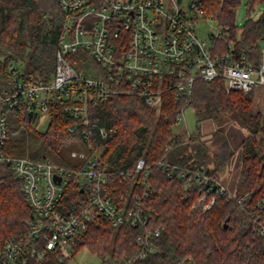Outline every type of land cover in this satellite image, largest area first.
I'll list each match as a JSON object with an SVG mask.
<instances>
[{
  "label": "built area",
  "instance_id": "1",
  "mask_svg": "<svg viewBox=\"0 0 264 264\" xmlns=\"http://www.w3.org/2000/svg\"><path fill=\"white\" fill-rule=\"evenodd\" d=\"M57 1L64 23L52 76L48 81L19 78L23 65L12 62V90L0 93V167H12L32 210L26 232L5 242L0 264H30L42 261L48 252L66 261L75 255L74 246L89 224L100 218L114 230H140L137 242L143 244L142 257L147 250L154 253L151 239L160 236L161 230L149 229L155 196L150 181L153 166L167 171L169 177L180 173L187 187L200 183L204 212L214 206L215 195L227 193L250 213L252 192L237 197L205 165L180 167L167 160L151 165L141 157L130 169H112L104 157L108 130L91 119L90 107L112 97L132 96L142 99L159 118L166 95L172 93L175 102L182 104L174 128L186 122L185 112L197 81L222 80L227 92L264 90V48L258 64H250L245 55L236 57L230 28L206 15L205 0ZM204 21L216 22L215 32L207 39L198 33ZM78 53H86L100 64L102 77H87L78 71L70 61ZM22 104L34 115L33 126L38 130L45 119L51 121L58 106L69 122L68 133L87 143L92 153L74 152L73 157L80 161L77 165L11 155L7 144L17 130L9 114ZM191 135L188 133V140ZM256 206L255 231L264 237V222L258 219L264 211V192Z\"/></svg>",
  "mask_w": 264,
  "mask_h": 264
},
{
  "label": "trees",
  "instance_id": "2",
  "mask_svg": "<svg viewBox=\"0 0 264 264\" xmlns=\"http://www.w3.org/2000/svg\"><path fill=\"white\" fill-rule=\"evenodd\" d=\"M243 0H205L206 15L213 17L231 31L235 55H245L250 64L261 59L264 40V11L252 17L255 6L264 0H248L247 19L239 29L237 8ZM64 23V12L57 0H0V93L12 90L15 79L9 72L12 62L23 65L19 78L48 81L55 69L56 53ZM238 30H241L237 38ZM78 71L87 77L100 78L103 68L86 53L70 56ZM17 77V78H18ZM255 89L250 93L227 92L222 80L197 81L189 102L199 122L232 119L245 130L247 137L241 150V171L237 197L252 192L249 199L252 211H243L227 193L215 195L216 202L207 212L200 203L203 189L200 183L186 186L180 173L169 177L168 172L153 166L150 181L155 190L152 203L151 231L161 230L151 239L155 248L142 257L143 244L137 242L140 230L123 227L114 230L104 218L89 224L87 231L74 246L75 255L87 248L105 260L108 257L128 264H264V237L255 231L256 201L264 192V105L257 100ZM159 118L142 99L116 96L90 107L91 119L104 125L109 133L105 160L112 169H130L144 157L153 165L167 160L180 167L205 165L209 174L223 183L236 151L226 131L216 128L210 144L202 134L187 131L175 133L182 104L175 102L172 93L165 97ZM14 129L19 130L8 140L7 150L16 157L49 159L67 165L63 147L73 138L66 130L69 123L58 106L51 113L45 131L34 128V115L23 104L9 114ZM32 210L27 204L22 182L10 166L0 167V258L5 242L19 237L27 229ZM258 219L264 222V211ZM60 256L48 252L42 261L30 264H65Z\"/></svg>",
  "mask_w": 264,
  "mask_h": 264
},
{
  "label": "rangeland",
  "instance_id": "3",
  "mask_svg": "<svg viewBox=\"0 0 264 264\" xmlns=\"http://www.w3.org/2000/svg\"><path fill=\"white\" fill-rule=\"evenodd\" d=\"M247 4H248V0H243L241 5L237 8L236 25L239 27V29H241L245 25V22L247 19ZM263 11H264V4L255 6V10L252 13V17L257 18L259 15L263 13ZM215 26H216L215 21L208 22V23L204 21V24L200 23V25L198 26V33L200 37L203 39H207L208 36L211 34V32H215L214 30ZM239 32H241V30ZM260 45L262 48H264V40L261 41ZM16 65L18 66V64ZM256 96H257V100L259 101V103H261V105H264V90L263 89L259 90ZM185 113H186V122H183L181 125L174 126L173 129L175 133L183 134L182 133L183 130L187 129L189 134L195 133L196 135L198 128H199V132L200 134H202V139H203L205 134H209L210 136V134H212L216 128L218 127L223 128L226 131V134L230 136V144H232L231 146L236 151V154L234 156V167L237 166L240 160V157H241L240 144H237V143H239L241 138L246 134V130L237 121L229 119V118L224 121H220L219 123L214 122L211 119L199 122L196 113L191 107L187 108ZM49 120L50 119H45L44 122H41V124H39V128L42 131H45L48 128L51 122V121L49 122ZM13 125L15 126V124ZM17 132H19V130H17ZM188 133L186 137L188 136ZM74 152L78 154H86V155H90V153H92L91 147L87 143L83 142L82 140L78 138L70 139L66 143V145L63 147V150H62L63 158L68 163L77 165L78 163H80V161L79 159L73 157ZM230 169H231V164L229 167L228 174L224 176L223 181H222L223 182L222 184L225 187H226V183L229 180ZM83 262H87L91 264H128L124 261H116L111 257H108L107 259L102 260L100 259L98 255L92 253L87 248L80 250V252L77 253L76 255H73L72 258L67 259L65 264H82Z\"/></svg>",
  "mask_w": 264,
  "mask_h": 264
},
{
  "label": "crops",
  "instance_id": "4",
  "mask_svg": "<svg viewBox=\"0 0 264 264\" xmlns=\"http://www.w3.org/2000/svg\"><path fill=\"white\" fill-rule=\"evenodd\" d=\"M229 137V141H230V136L227 135ZM247 137V134H245L241 140L239 141V143L237 144H240V147L243 143V141L246 139ZM203 140L206 144H209L211 143V140H212V134H205L204 137H203ZM241 142V143H240ZM232 145V144H231ZM233 148V147H232ZM234 149V148H233ZM235 150V149H234ZM241 166H242V163H241V157H240V160L238 162V165L234 167V158L231 162V169H230V176H229V180L228 182L226 183V188L229 192L231 193H236L237 191V183H238V178H239V175H240V171H241ZM237 171V173H236ZM230 182V183H229Z\"/></svg>",
  "mask_w": 264,
  "mask_h": 264
}]
</instances>
